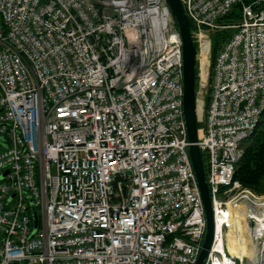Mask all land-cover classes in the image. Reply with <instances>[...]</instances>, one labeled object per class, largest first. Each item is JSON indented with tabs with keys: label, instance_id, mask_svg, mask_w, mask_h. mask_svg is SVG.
Listing matches in <instances>:
<instances>
[{
	"label": "built area",
	"instance_id": "1",
	"mask_svg": "<svg viewBox=\"0 0 264 264\" xmlns=\"http://www.w3.org/2000/svg\"><path fill=\"white\" fill-rule=\"evenodd\" d=\"M246 1L183 0L215 220L206 264H243L223 241L254 198L234 179L264 113V0ZM236 6L240 21L221 23ZM190 146L168 0H0V264H196L207 220Z\"/></svg>",
	"mask_w": 264,
	"mask_h": 264
},
{
	"label": "water",
	"instance_id": "2",
	"mask_svg": "<svg viewBox=\"0 0 264 264\" xmlns=\"http://www.w3.org/2000/svg\"><path fill=\"white\" fill-rule=\"evenodd\" d=\"M171 12L176 20L183 44L184 63V114L191 144L189 153L198 186L204 203L207 231L203 249L196 264H206L215 235V220L212 210L210 190L206 181V167L203 154L198 146L199 115L197 101V49L191 32V21L186 14L183 0H168Z\"/></svg>",
	"mask_w": 264,
	"mask_h": 264
},
{
	"label": "bare ground",
	"instance_id": "3",
	"mask_svg": "<svg viewBox=\"0 0 264 264\" xmlns=\"http://www.w3.org/2000/svg\"><path fill=\"white\" fill-rule=\"evenodd\" d=\"M202 112V99L199 98V117H201ZM236 212L244 213V215L236 216L234 215ZM230 215L229 224L226 227V230H229L228 239L226 242L223 241L228 248V255L242 262L245 259L249 264H264V200L259 201L251 198V196H244L242 204L236 209H231ZM244 220L247 224L248 221L256 223L257 228L254 235L245 226ZM217 230L218 233L224 231L221 219L217 223Z\"/></svg>",
	"mask_w": 264,
	"mask_h": 264
},
{
	"label": "trees",
	"instance_id": "4",
	"mask_svg": "<svg viewBox=\"0 0 264 264\" xmlns=\"http://www.w3.org/2000/svg\"><path fill=\"white\" fill-rule=\"evenodd\" d=\"M254 1L257 0H247L246 2L250 4ZM241 15V6H236L229 15L221 20V23L224 25L236 24L240 21ZM232 33V30H226L218 32L213 36L214 56L218 53L222 45L229 40ZM246 145L244 156L237 165L234 179L246 189H258L264 182V113L258 129L253 137L246 142ZM204 163L207 170V161L205 158Z\"/></svg>",
	"mask_w": 264,
	"mask_h": 264
},
{
	"label": "rangeland",
	"instance_id": "5",
	"mask_svg": "<svg viewBox=\"0 0 264 264\" xmlns=\"http://www.w3.org/2000/svg\"><path fill=\"white\" fill-rule=\"evenodd\" d=\"M249 144V143H248ZM247 144V145H248ZM246 145V144H245ZM246 145V146H247ZM244 149H245V146H244ZM244 190H249L252 194H253V197L255 198V200H264V182L262 183V185L261 186H259V188L258 189H246V188H244V187H242V190H241V192L242 191H244ZM240 192V193H241ZM234 215H236V216H241V215H244V213H241V212H236ZM244 224H245V226L247 227V228H249V226H251L252 224H251V222L250 221H248V224H247V222H246V220H244ZM228 229L226 230V232H225V236H226V240L228 239V235H227V233H228ZM247 235H248V233H247ZM254 244V243H253ZM243 264H249L248 263V261L247 260H243Z\"/></svg>",
	"mask_w": 264,
	"mask_h": 264
}]
</instances>
